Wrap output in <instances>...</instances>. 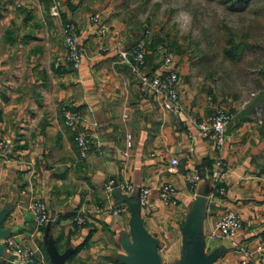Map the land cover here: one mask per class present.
Instances as JSON below:
<instances>
[{
    "label": "crops",
    "instance_id": "obj_1",
    "mask_svg": "<svg viewBox=\"0 0 264 264\" xmlns=\"http://www.w3.org/2000/svg\"><path fill=\"white\" fill-rule=\"evenodd\" d=\"M57 1L61 19L77 26L76 68L55 65L63 45L50 0H0V264H18L6 237L33 252L32 264H239V248L264 240L261 122L189 82L185 61L175 56L170 66L178 69L181 108L168 113L157 96L140 92L118 60L117 52L142 34L116 10L117 0ZM94 13L97 23L89 19ZM143 42L142 71L162 72V48L156 45L153 54ZM61 104L78 113L75 128L62 125ZM212 106L233 113L219 153L196 127ZM76 132L90 135L83 160ZM217 157L225 194L208 198L213 183L205 170ZM192 169L203 176L188 187L182 174ZM108 179L131 189L106 192ZM165 182L175 189L174 204L158 198ZM140 188L148 189L143 205ZM34 200L47 208L41 227L32 218ZM227 209L239 215L240 230L229 239L210 238ZM75 213L84 216L79 226Z\"/></svg>",
    "mask_w": 264,
    "mask_h": 264
},
{
    "label": "rangeland",
    "instance_id": "obj_2",
    "mask_svg": "<svg viewBox=\"0 0 264 264\" xmlns=\"http://www.w3.org/2000/svg\"><path fill=\"white\" fill-rule=\"evenodd\" d=\"M117 3L142 41L157 37L165 57L185 61L189 82L209 88V95L228 100L226 106L264 127V0ZM257 162L263 170L264 148Z\"/></svg>",
    "mask_w": 264,
    "mask_h": 264
},
{
    "label": "built area",
    "instance_id": "obj_3",
    "mask_svg": "<svg viewBox=\"0 0 264 264\" xmlns=\"http://www.w3.org/2000/svg\"><path fill=\"white\" fill-rule=\"evenodd\" d=\"M48 13L52 17H56L60 22V35L62 39L63 51L60 57L57 58L55 65L61 61L76 68L80 64V56L82 53L81 46L78 42L77 26L72 20H62L59 13L58 1L50 0ZM91 23H97L98 14L94 13L89 17ZM118 60L125 64L130 73L136 80L140 92L144 94H153L158 97L161 107L171 114H177L181 105L178 99L177 71L170 66L169 58L165 57V69L158 74H147L142 71L144 57V42L137 41L127 51H118ZM62 125L65 128L73 129L79 120L78 113L67 105L59 106ZM231 120V115L220 106H212L211 112L207 121L196 124L199 134L211 141L216 153H219L224 142L225 132L228 123ZM73 141L77 148L78 159L83 160L88 156L90 148V135L86 132H76L73 136ZM4 145L0 142V149ZM176 164V160H169L170 167ZM169 167V168H170ZM206 176L213 183L208 198L214 196L221 197L225 194V189L222 185L217 184L224 172V164L219 157L213 161V169H206ZM202 173L197 169L185 171L182 174L183 180L188 187L194 186L202 177ZM103 189L110 192L113 189H118L124 194L128 193L131 185L127 182H114L108 179L103 184ZM148 193L147 188H140L137 196V202L143 205ZM158 198L169 204L175 203V189L170 183H163L157 188ZM31 213L34 224L37 227L43 226L48 221L47 208L44 202L34 200L31 203ZM74 224L79 226L84 222V216L81 213H75L72 217ZM241 228V219L237 212L233 209L225 210L219 218L213 223L208 236L214 239H229L234 237ZM3 243L10 253H12L18 264H32L34 262L33 252L20 246L10 237L3 239ZM240 259L239 264H264V240L252 247L239 248Z\"/></svg>",
    "mask_w": 264,
    "mask_h": 264
},
{
    "label": "trees",
    "instance_id": "obj_4",
    "mask_svg": "<svg viewBox=\"0 0 264 264\" xmlns=\"http://www.w3.org/2000/svg\"><path fill=\"white\" fill-rule=\"evenodd\" d=\"M160 42V39H158L157 37H153L151 39H147L146 43H145V47H147L148 49H150L152 51V53L154 54L155 51V46L158 45V43ZM154 47V49H153Z\"/></svg>",
    "mask_w": 264,
    "mask_h": 264
}]
</instances>
